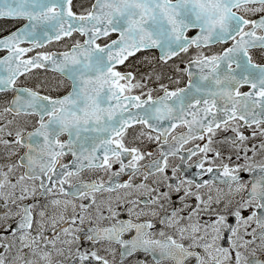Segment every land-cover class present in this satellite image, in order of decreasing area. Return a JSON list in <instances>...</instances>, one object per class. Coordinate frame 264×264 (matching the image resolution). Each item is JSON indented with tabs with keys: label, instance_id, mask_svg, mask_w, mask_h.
Instances as JSON below:
<instances>
[{
	"label": "snow or ice",
	"instance_id": "1",
	"mask_svg": "<svg viewBox=\"0 0 264 264\" xmlns=\"http://www.w3.org/2000/svg\"><path fill=\"white\" fill-rule=\"evenodd\" d=\"M0 264H264V0H0Z\"/></svg>",
	"mask_w": 264,
	"mask_h": 264
}]
</instances>
